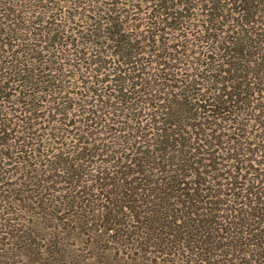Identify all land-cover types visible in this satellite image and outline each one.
Returning a JSON list of instances; mask_svg holds the SVG:
<instances>
[{
    "label": "trees",
    "instance_id": "trees-1",
    "mask_svg": "<svg viewBox=\"0 0 264 264\" xmlns=\"http://www.w3.org/2000/svg\"><path fill=\"white\" fill-rule=\"evenodd\" d=\"M0 264H264V0H0Z\"/></svg>",
    "mask_w": 264,
    "mask_h": 264
}]
</instances>
